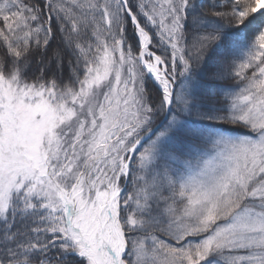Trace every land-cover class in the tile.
Instances as JSON below:
<instances>
[{
  "label": "snow or ice",
  "instance_id": "6c2138e0",
  "mask_svg": "<svg viewBox=\"0 0 264 264\" xmlns=\"http://www.w3.org/2000/svg\"><path fill=\"white\" fill-rule=\"evenodd\" d=\"M0 264H264V0H0Z\"/></svg>",
  "mask_w": 264,
  "mask_h": 264
}]
</instances>
